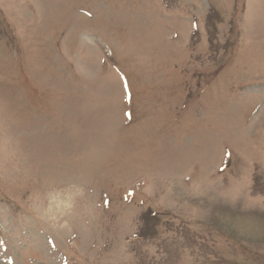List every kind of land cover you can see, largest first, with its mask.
I'll list each match as a JSON object with an SVG mask.
<instances>
[{"label": "rangeland", "instance_id": "obj_1", "mask_svg": "<svg viewBox=\"0 0 264 264\" xmlns=\"http://www.w3.org/2000/svg\"><path fill=\"white\" fill-rule=\"evenodd\" d=\"M0 264H264V0H0Z\"/></svg>", "mask_w": 264, "mask_h": 264}]
</instances>
